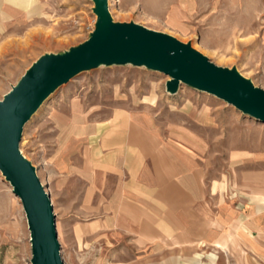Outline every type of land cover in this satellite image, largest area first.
Returning <instances> with one entry per match:
<instances>
[{
  "label": "rangeland",
  "instance_id": "1",
  "mask_svg": "<svg viewBox=\"0 0 264 264\" xmlns=\"http://www.w3.org/2000/svg\"><path fill=\"white\" fill-rule=\"evenodd\" d=\"M9 1L0 2V97L39 55L85 40L95 20L91 0H14L19 6ZM107 2L112 21L134 22L189 42L216 65L235 66L264 89V0ZM168 79L144 66L100 65L60 85L23 125L18 148L48 194L62 264H188L198 254L201 264H264V238L254 243L251 234L264 223L250 214L249 187L263 178L242 176L264 174V123L184 83L171 94L165 89ZM116 111L150 114L162 128L183 125L199 134V182L210 183L213 218L229 221L226 228L216 225L221 240L189 247L169 240L138 249L127 235L104 226L95 164H85L84 152L88 131ZM29 258L21 204L0 173V264H30Z\"/></svg>",
  "mask_w": 264,
  "mask_h": 264
},
{
  "label": "water",
  "instance_id": "2",
  "mask_svg": "<svg viewBox=\"0 0 264 264\" xmlns=\"http://www.w3.org/2000/svg\"><path fill=\"white\" fill-rule=\"evenodd\" d=\"M93 28L82 42L34 59L0 97V173L19 199L30 264H62L54 214L34 166L18 148L23 125L41 103L76 74L100 65L131 64L169 76L167 92L184 83L233 105L264 123V89L235 66L216 65L176 37L134 22L112 21L107 0H91Z\"/></svg>",
  "mask_w": 264,
  "mask_h": 264
},
{
  "label": "crops",
  "instance_id": "3",
  "mask_svg": "<svg viewBox=\"0 0 264 264\" xmlns=\"http://www.w3.org/2000/svg\"><path fill=\"white\" fill-rule=\"evenodd\" d=\"M157 123L150 114L116 111L112 118L88 131L84 162L87 166L95 164L93 175L103 200L104 226L127 235L138 249L169 240L181 247L218 242L223 234L216 225L226 228L229 221L221 216L213 218L208 205L214 196L210 195V183L199 182L198 170H203L199 134L183 125L168 129ZM85 172L91 183L90 171ZM242 176L246 180L263 178L262 184L249 187L254 200L250 214L257 224L264 223V174ZM90 195L87 190L86 200ZM258 229L257 234L251 233L254 243L264 238V227ZM240 235L249 241L241 229ZM198 258L199 254L191 263L195 260L194 264H201Z\"/></svg>",
  "mask_w": 264,
  "mask_h": 264
},
{
  "label": "bare ground",
  "instance_id": "4",
  "mask_svg": "<svg viewBox=\"0 0 264 264\" xmlns=\"http://www.w3.org/2000/svg\"><path fill=\"white\" fill-rule=\"evenodd\" d=\"M97 130V129H96Z\"/></svg>",
  "mask_w": 264,
  "mask_h": 264
}]
</instances>
